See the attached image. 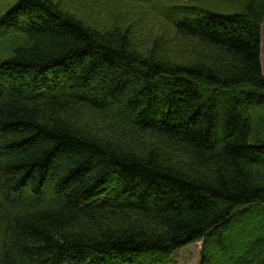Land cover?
<instances>
[{
    "label": "trees",
    "instance_id": "16d2710c",
    "mask_svg": "<svg viewBox=\"0 0 264 264\" xmlns=\"http://www.w3.org/2000/svg\"><path fill=\"white\" fill-rule=\"evenodd\" d=\"M228 1L174 21L222 49V67L143 56L130 30L94 28L55 0H14L0 14V39L27 43L0 59V264H167L200 240L205 264H264V236L242 235L237 248L227 232L244 209L264 211V138L253 137L264 0ZM76 107L160 135L210 173L94 136L63 117Z\"/></svg>",
    "mask_w": 264,
    "mask_h": 264
},
{
    "label": "rangeland",
    "instance_id": "374dc122",
    "mask_svg": "<svg viewBox=\"0 0 264 264\" xmlns=\"http://www.w3.org/2000/svg\"><path fill=\"white\" fill-rule=\"evenodd\" d=\"M64 8L81 18L87 25L102 30H130L134 49L147 57H154L164 62L175 64H207L222 67L230 57L220 48L207 45L188 34L178 31L174 21L188 19L191 13L183 11L187 7H205L221 11H229L235 5L228 0H55ZM14 2V0H0V14ZM9 41L0 39V59L11 53L12 47L22 38L15 34ZM27 45L25 39H21ZM25 40V41H24ZM261 59L264 69V21L262 24ZM111 105V104H110ZM115 109V106H113ZM116 110V109H115ZM67 122L79 127L99 138L141 155L157 151L161 161L168 166L185 173H195L204 176L210 173L209 166L195 162L188 152L166 138L152 132L136 131L118 125L107 119L99 112L85 107H76L64 112ZM264 115L262 111L253 112L254 136L264 138ZM260 136V137H259ZM214 168L211 166V174ZM256 181L264 183V171H259ZM242 215H235L231 220L228 235L238 248L243 237L264 236V211L258 206L244 209ZM107 224L116 227L143 226L157 229L143 223L142 218L132 217L117 219L108 218ZM87 228H92L90 223ZM107 225V226H108ZM151 227V228H150ZM255 238V237H254ZM206 241L200 240L188 244L175 251L167 264H205ZM211 245V240H210ZM235 248V247H234ZM212 249V248H211ZM212 254V253H211ZM213 255H211L212 259Z\"/></svg>",
    "mask_w": 264,
    "mask_h": 264
}]
</instances>
